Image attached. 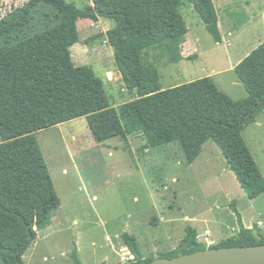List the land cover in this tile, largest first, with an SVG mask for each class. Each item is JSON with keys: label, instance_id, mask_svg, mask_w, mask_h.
<instances>
[{"label": "trees", "instance_id": "trees-1", "mask_svg": "<svg viewBox=\"0 0 264 264\" xmlns=\"http://www.w3.org/2000/svg\"><path fill=\"white\" fill-rule=\"evenodd\" d=\"M189 2L213 39L222 42L214 0H92L84 9L66 0H25L0 17V260L25 264L37 229L50 224L60 205L35 132L85 116L98 142L141 135L147 147L178 142L188 162L212 140L249 198L264 193V176L242 130L264 111V40L235 66L247 96L233 99L211 76L163 88L157 62L182 58L188 28L179 11ZM113 19L106 31L124 87L137 96L111 106L104 83L91 66L76 65L71 47L79 18ZM233 206V204H232ZM213 246L264 242L246 227ZM254 227H257L254 225ZM181 244L164 257L208 247L188 226ZM134 254L126 264H145L135 236L125 232Z\"/></svg>", "mask_w": 264, "mask_h": 264}, {"label": "rangeland", "instance_id": "rangeland-1", "mask_svg": "<svg viewBox=\"0 0 264 264\" xmlns=\"http://www.w3.org/2000/svg\"><path fill=\"white\" fill-rule=\"evenodd\" d=\"M24 1L0 0V17ZM66 1L81 9L92 3ZM214 2L224 40L217 43L193 5L183 2L179 11L188 32L182 58L156 63L160 83L168 88L211 76L231 98H244L248 93L233 66L264 40V0ZM77 26L73 62L91 66L111 106L119 108L135 98L124 87L107 40L106 31L115 21L79 18ZM242 135L264 176V111ZM35 136L60 205L50 224L37 229L23 255L25 264H126L130 259L123 257L132 253L121 249L125 232L136 237L143 257L178 250L188 226L197 230L200 242L219 244L239 231L233 206L243 222L264 235V193L247 196L212 140L188 162L178 142L147 147L141 135L98 142L85 116L38 130Z\"/></svg>", "mask_w": 264, "mask_h": 264}, {"label": "water", "instance_id": "water-1", "mask_svg": "<svg viewBox=\"0 0 264 264\" xmlns=\"http://www.w3.org/2000/svg\"><path fill=\"white\" fill-rule=\"evenodd\" d=\"M240 82L243 83V80ZM252 233L257 239L261 238L258 228L253 227ZM189 247L188 242H184L178 250ZM0 264H4V261L0 260ZM145 264H264V242L250 245L208 246L175 256L155 257Z\"/></svg>", "mask_w": 264, "mask_h": 264}, {"label": "crops", "instance_id": "crops-1", "mask_svg": "<svg viewBox=\"0 0 264 264\" xmlns=\"http://www.w3.org/2000/svg\"><path fill=\"white\" fill-rule=\"evenodd\" d=\"M91 4H93V3H91ZM87 19V18H86ZM90 19V18H89ZM94 21V20H93ZM230 30V32H232V31H234L235 30V28L234 29H232V28H230L229 29ZM224 40V35L222 36V41ZM112 46V45H111ZM112 48H113V50H114V47L112 46ZM249 53V52H248ZM247 53V54H248ZM235 66V65H234ZM234 66H233V69H234ZM244 223V225L246 226V227H249V228H251L252 227V224H247L245 221L243 222ZM208 231V230H207ZM233 232V231H232ZM237 234V233H236ZM208 236H209V234H208ZM121 249L122 250H124V251H130V249L129 248H127V246H125V245H121ZM129 249V250H128ZM125 252V253H126ZM46 257V256H45Z\"/></svg>", "mask_w": 264, "mask_h": 264}, {"label": "built area", "instance_id": "built-area-1", "mask_svg": "<svg viewBox=\"0 0 264 264\" xmlns=\"http://www.w3.org/2000/svg\"><path fill=\"white\" fill-rule=\"evenodd\" d=\"M131 255H132V254H129V255H127V257L125 256V257H123V258H124V259L127 258L128 260L134 258V257H131Z\"/></svg>", "mask_w": 264, "mask_h": 264}]
</instances>
